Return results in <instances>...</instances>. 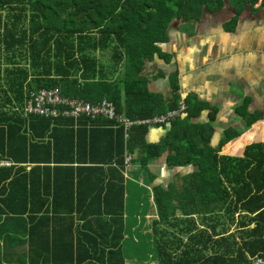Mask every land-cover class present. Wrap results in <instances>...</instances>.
<instances>
[{"label": "trees", "instance_id": "obj_1", "mask_svg": "<svg viewBox=\"0 0 264 264\" xmlns=\"http://www.w3.org/2000/svg\"><path fill=\"white\" fill-rule=\"evenodd\" d=\"M259 1L0 0V159L10 163L0 168V185L33 188L36 170L53 168L47 183L60 188L67 181L72 200L75 188H100L104 213L99 206L92 214L99 218L87 223L93 228L78 238L75 264H124L118 241L107 240L111 227L102 218L122 215L125 153L136 152L133 162L148 168L149 126H133L125 139L121 126L100 118L24 115L29 93L58 87L65 96L91 104L107 99L131 120L177 109V88L162 99L147 92L143 74L144 60L160 55L170 24L228 9V25H234L241 11ZM184 104L185 111L168 123V133L156 144L158 154L168 152L167 164L178 166L167 188H153L158 264H246L250 257H264V140L243 146L264 139V122L227 143L223 154L221 147L239 129H224L214 142L216 110L196 123L206 106L191 99ZM259 119L264 115L244 125ZM23 164L33 166L26 171Z\"/></svg>", "mask_w": 264, "mask_h": 264}, {"label": "crops", "instance_id": "obj_2", "mask_svg": "<svg viewBox=\"0 0 264 264\" xmlns=\"http://www.w3.org/2000/svg\"><path fill=\"white\" fill-rule=\"evenodd\" d=\"M260 2L262 0L253 9L241 11L234 25H228L232 15L228 9L203 11L200 20L190 27L192 35L180 31L181 20L174 21L168 27V39L159 44L160 55L144 60L147 92L167 99L175 86L179 103L186 99L202 103L206 109L193 120L196 123L206 122L208 113L216 110L214 142L228 127L239 129L240 134L226 143L254 124L264 122L259 119L252 122L251 127L244 125L256 115H264V6ZM213 16L227 18L215 25ZM169 128V124L148 127L145 142L152 145L148 151L152 158L148 168L140 169L131 160V165L121 170L123 211L117 218L121 219L102 218L108 222L105 225L111 227L107 240L118 241L124 264H158L152 255H148L151 261H147L145 248L148 252L153 250L152 221L159 220L153 188H167L178 174V166L167 164L168 152L158 154L156 146ZM263 140L256 138L249 142ZM131 156L136 157V152ZM0 162V168L10 165L6 159L1 158ZM21 166L29 171L33 165ZM50 175H54L53 168L36 170L33 181L37 182L33 188H1L0 185V264H28L29 259L38 264L76 263L78 238L93 228L87 223L99 218L92 217L98 214L99 206L100 213H104L103 195L99 198L100 188L83 185L75 188L72 200L71 185L64 181L60 188H55L54 183L51 187L46 178ZM145 191L146 210L141 203ZM141 204L142 209H138L136 206ZM85 253L82 248V256ZM111 257L116 259L117 254Z\"/></svg>", "mask_w": 264, "mask_h": 264}, {"label": "built area", "instance_id": "obj_3", "mask_svg": "<svg viewBox=\"0 0 264 264\" xmlns=\"http://www.w3.org/2000/svg\"><path fill=\"white\" fill-rule=\"evenodd\" d=\"M186 109L182 102L178 104L177 109L170 110L164 114L154 115L146 120H131L123 114L117 113L115 106L107 99L91 104L78 98L65 96L58 87L50 89H40L31 92L24 101L22 112L24 115H33L49 119L72 118L77 120L81 117L90 119H103L113 122L114 125L121 126L124 132V138L128 137L129 130L136 125L156 126L167 125L177 118ZM132 156L125 153L124 167L131 165ZM1 164V162H0ZM246 264H264V257L254 256L247 259Z\"/></svg>", "mask_w": 264, "mask_h": 264}, {"label": "rangeland", "instance_id": "obj_4", "mask_svg": "<svg viewBox=\"0 0 264 264\" xmlns=\"http://www.w3.org/2000/svg\"><path fill=\"white\" fill-rule=\"evenodd\" d=\"M201 18V17H200ZM200 18H199V20H200ZM205 18L206 17H204V20H205ZM227 17H222V16H213V22H214V24L215 25H217V24H219L218 23V21H220V22H222L223 20H225ZM178 20H182V21H180V23L181 24H179V25H181L182 27L180 28V31L181 32H184L186 35H192L193 34V31L192 32H190L191 31V29H190V27L192 26H194V24L197 22V20L198 19H193V20H191V21H185L184 19H178ZM203 20V21H204ZM172 29H174V28H172ZM229 30V29H228ZM168 96H170V95H168ZM251 127V126H250ZM256 139V138H255ZM231 142V141H230ZM249 142V141H248ZM247 142V143H248ZM246 143V142H245ZM246 143V144H247ZM250 143V142H249ZM227 144V143H226ZM225 144V145H226ZM225 145H223L222 147H221V150H220V152L219 153H221V152H223L224 150H223V147L225 146ZM141 203L143 204V209L144 210H146V208H147V205H148V201H147V192L145 191V199L143 200V202H142V199H141ZM142 204H141V206H139V205H137L136 207L138 208V209H142ZM150 209H151V206H150ZM145 253H146V259H147V261L148 262H150L151 261V258L148 256V255H154V257H153V261H156V248H154L153 247V250H151V252H148L147 251V248H145Z\"/></svg>", "mask_w": 264, "mask_h": 264}]
</instances>
